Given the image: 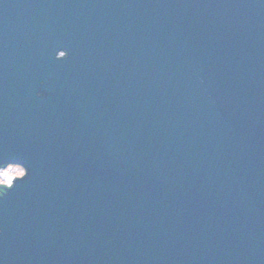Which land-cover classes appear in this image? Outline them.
Returning <instances> with one entry per match:
<instances>
[{
  "label": "water",
  "instance_id": "water-1",
  "mask_svg": "<svg viewBox=\"0 0 264 264\" xmlns=\"http://www.w3.org/2000/svg\"><path fill=\"white\" fill-rule=\"evenodd\" d=\"M8 165L0 264H264V0H0Z\"/></svg>",
  "mask_w": 264,
  "mask_h": 264
},
{
  "label": "rangeland",
  "instance_id": "rangeland-1",
  "mask_svg": "<svg viewBox=\"0 0 264 264\" xmlns=\"http://www.w3.org/2000/svg\"><path fill=\"white\" fill-rule=\"evenodd\" d=\"M61 55V53L59 54ZM17 171L23 172L24 170L16 165H8L0 169V184L8 186L12 183L13 178L21 177L17 174Z\"/></svg>",
  "mask_w": 264,
  "mask_h": 264
},
{
  "label": "clouds",
  "instance_id": "clouds-1",
  "mask_svg": "<svg viewBox=\"0 0 264 264\" xmlns=\"http://www.w3.org/2000/svg\"><path fill=\"white\" fill-rule=\"evenodd\" d=\"M17 174L20 175V176H23L24 175V173L23 172H20V171H17ZM5 192L6 191L4 189H0V196H3Z\"/></svg>",
  "mask_w": 264,
  "mask_h": 264
},
{
  "label": "snow or ice",
  "instance_id": "snow-or-ice-1",
  "mask_svg": "<svg viewBox=\"0 0 264 264\" xmlns=\"http://www.w3.org/2000/svg\"><path fill=\"white\" fill-rule=\"evenodd\" d=\"M66 58H67V57H63V58H61V59H66ZM38 95H43V93H39ZM26 178H27V176L25 175V176L23 177V179H26ZM5 195H7V192H5L3 196H0V198L4 197Z\"/></svg>",
  "mask_w": 264,
  "mask_h": 264
},
{
  "label": "flooded vegetation",
  "instance_id": "flooded-vegetation-1",
  "mask_svg": "<svg viewBox=\"0 0 264 264\" xmlns=\"http://www.w3.org/2000/svg\"><path fill=\"white\" fill-rule=\"evenodd\" d=\"M11 185V184H10ZM10 185H8V186H10ZM3 185H0V187H2ZM8 186H5V187H8ZM4 187V186H3Z\"/></svg>",
  "mask_w": 264,
  "mask_h": 264
}]
</instances>
